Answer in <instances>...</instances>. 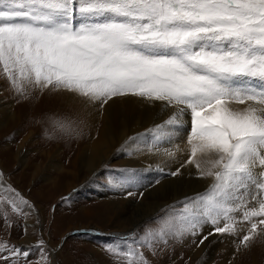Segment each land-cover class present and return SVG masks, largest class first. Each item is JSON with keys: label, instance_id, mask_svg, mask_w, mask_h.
<instances>
[{"label": "snow or ice", "instance_id": "snow-or-ice-1", "mask_svg": "<svg viewBox=\"0 0 264 264\" xmlns=\"http://www.w3.org/2000/svg\"><path fill=\"white\" fill-rule=\"evenodd\" d=\"M0 66L22 95L31 83L100 107L128 95L162 101L177 131L190 111L188 162L208 157L200 175L213 182L183 219L229 234L244 222V247L264 229V0H0ZM0 252L3 264L21 254Z\"/></svg>", "mask_w": 264, "mask_h": 264}, {"label": "rangeland", "instance_id": "rangeland-1", "mask_svg": "<svg viewBox=\"0 0 264 264\" xmlns=\"http://www.w3.org/2000/svg\"><path fill=\"white\" fill-rule=\"evenodd\" d=\"M82 22H86L85 18L77 13L74 23L79 25ZM61 93L75 95L62 90L42 89L31 83H25L22 95L0 66V110L4 112L8 108L14 113L18 107L21 108L20 122L10 123L11 116L0 120V247L21 251L18 257H11V261L15 264H128L126 253L134 250L138 254L143 253L148 264H177L179 261L180 264H189L192 261L188 250L200 243L204 236L207 239L217 237L223 246L229 243L227 247L238 254L251 248L250 254H261L258 260H264V229H258L260 235L244 247L240 244L247 232L244 222L237 224L236 234H229L215 232L211 223L190 228L189 222L183 219L187 215L184 211L186 203L210 194L213 182L210 177L201 190L171 201L157 213L143 217L132 228L123 231L116 227L115 213L104 210V200L141 198L142 192L180 173L173 176L179 166L162 161L149 165L141 161L139 164L121 165L119 160H131L137 154L138 148L130 137L119 144L114 159L105 162L82 180L83 183L69 189V182L74 179L68 174H58L60 170L53 169L49 164L58 160L68 168L76 139L85 136L87 129L79 125L78 120L71 119V114L51 110L52 98L59 97ZM129 96L132 95L122 97ZM92 104L99 105V102ZM231 107L239 110L243 105L233 102ZM167 117L130 136H138L139 144H147L145 146L162 148L171 145L178 149L175 150L179 158L176 162H188L190 111L179 117L181 127L178 131L174 125L166 124L170 118ZM143 135H148L144 143ZM57 140L59 144H55ZM201 155L197 153L188 163L204 168L201 167L205 162ZM164 171L167 175L156 182L149 177L152 172ZM85 175L77 173L75 183ZM83 208L87 213L82 212ZM253 247L260 251H253ZM92 248L100 255H95ZM25 251L29 253L27 258L22 255ZM0 255L7 256L9 253L0 252ZM219 258L218 253L212 254L211 260L203 264H223Z\"/></svg>", "mask_w": 264, "mask_h": 264}, {"label": "bare ground", "instance_id": "bare-ground-1", "mask_svg": "<svg viewBox=\"0 0 264 264\" xmlns=\"http://www.w3.org/2000/svg\"><path fill=\"white\" fill-rule=\"evenodd\" d=\"M58 96L51 97V110L57 109L56 112L62 110L63 113L71 114V119L78 120L79 125L87 129L85 136H80L76 139V145L73 150L74 152L72 151V159L70 160V166L68 168L62 166L58 160L49 164L53 169L60 170L58 174H68L74 179L69 182V189L76 187L80 182L83 183L84 181L82 180L105 165V162L111 161L112 158L114 159L117 147L128 137L134 141L138 150L137 154H134V158H131V160H119L118 162L121 165H129L130 163L139 164V161L149 165V163L158 164V162L160 163L162 161L166 164L170 163L172 166H179L180 173L178 175L173 178H168V180H162V183L151 187L149 191L142 192L140 194V197L142 196L141 198L124 199L119 197L113 200H104V210L112 214L115 213V216H112H114L117 223L116 227L121 228V230L124 231L132 228L143 217H150L171 201L186 196L188 193L199 191L208 183V177L199 175V172L206 171L210 166L207 163L208 157H203L205 166L203 165L201 167L204 168L199 169L182 159V161L179 160L176 162L179 158L175 150L178 149L173 148L171 145H164L162 148L150 145L145 146L147 144H139L138 136H130L134 132L137 133L138 131L148 129L147 127L149 125L161 121L167 116L171 117L175 111L170 106L165 107L160 101L143 100L133 96H121L112 98L103 107H99L98 104H92L91 101L86 102L85 99L83 100L77 95L61 93ZM17 109L14 113L8 108L4 109V112L0 110V120L3 117L8 118L11 116L10 123L19 121V118H21V108L18 107ZM66 118L70 120L69 117ZM55 144H59L58 140L55 141ZM168 152L175 153V156H169L167 154ZM37 169L38 167H36ZM77 173H85L86 175L79 182L75 183ZM46 176L49 177L48 174ZM82 212L87 213L84 208ZM218 241L217 237L213 236L206 239L203 243L193 245L188 250L192 261L189 264L206 263L208 260H211L209 258L215 253H218L219 259L223 264H227L228 261L229 264H262L264 262V260H258L261 254H250L249 250L251 248L240 251L242 253L238 254L233 248L227 247L230 246L229 243L223 246ZM252 249L253 251H260L257 247H253ZM93 251L95 255H100V252L97 250L93 249ZM248 258L250 261H247ZM177 264H180V261Z\"/></svg>", "mask_w": 264, "mask_h": 264}]
</instances>
